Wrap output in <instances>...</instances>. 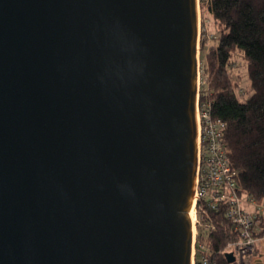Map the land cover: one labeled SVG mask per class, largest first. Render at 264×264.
Wrapping results in <instances>:
<instances>
[{
  "label": "water",
  "instance_id": "obj_1",
  "mask_svg": "<svg viewBox=\"0 0 264 264\" xmlns=\"http://www.w3.org/2000/svg\"><path fill=\"white\" fill-rule=\"evenodd\" d=\"M199 10L0 0V264H192Z\"/></svg>",
  "mask_w": 264,
  "mask_h": 264
},
{
  "label": "trees",
  "instance_id": "obj_2",
  "mask_svg": "<svg viewBox=\"0 0 264 264\" xmlns=\"http://www.w3.org/2000/svg\"><path fill=\"white\" fill-rule=\"evenodd\" d=\"M216 23L217 42L205 56L203 70L208 66L210 85L201 87L200 102H210L215 120L226 123L224 143L238 177V192L243 198L264 202V0H200ZM204 15V14H203ZM206 40L201 39V51ZM202 52V53H203ZM238 57L244 60L253 94L240 101L232 87ZM203 59V60H204ZM201 67V68H202ZM216 228L209 234L207 245L216 264L228 262L226 247L238 239L233 224L223 210L208 209ZM264 237V214L261 215ZM261 254L260 249L256 252Z\"/></svg>",
  "mask_w": 264,
  "mask_h": 264
},
{
  "label": "built area",
  "instance_id": "obj_3",
  "mask_svg": "<svg viewBox=\"0 0 264 264\" xmlns=\"http://www.w3.org/2000/svg\"><path fill=\"white\" fill-rule=\"evenodd\" d=\"M200 75V74H199ZM198 123V166L195 184V216L193 224L192 264H216L207 245L209 234L216 228L208 209L223 210L224 215L233 224L238 239L229 243L226 253H233L236 264H264V249L256 252L262 238L261 215L264 214V202L258 203L253 198L246 199L255 207L254 213L243 207L244 198L238 192L237 180L242 171L234 169L228 158L224 143L226 123L215 120L210 102H197ZM254 259V260H250Z\"/></svg>",
  "mask_w": 264,
  "mask_h": 264
},
{
  "label": "rangeland",
  "instance_id": "obj_4",
  "mask_svg": "<svg viewBox=\"0 0 264 264\" xmlns=\"http://www.w3.org/2000/svg\"><path fill=\"white\" fill-rule=\"evenodd\" d=\"M209 1V0H205ZM200 5V15H199V28H200V37H199V63H200V90L201 87L208 89L210 85V75L208 73V66L206 67V70H203L202 64L204 61L205 63V56L206 53L209 51V49L216 44L218 34L216 32L217 26L215 21L206 13H202L201 10V1L199 0ZM204 14V15H203ZM206 40V48L203 51H201V39ZM203 52V53H202ZM204 59V60H203ZM204 65V64H203ZM202 67V68H201ZM232 87L236 90L240 101H246L252 94L253 89L251 86V82L248 78L247 73V67L246 63L244 62L241 57H238L236 65L234 67L233 72V80H232ZM247 198H244L243 201V207L248 212L254 213L256 211L255 207L250 205ZM257 249H260L262 251L264 249V239L262 238L261 242L258 243ZM254 260V259H250Z\"/></svg>",
  "mask_w": 264,
  "mask_h": 264
},
{
  "label": "bare ground",
  "instance_id": "obj_5",
  "mask_svg": "<svg viewBox=\"0 0 264 264\" xmlns=\"http://www.w3.org/2000/svg\"><path fill=\"white\" fill-rule=\"evenodd\" d=\"M195 205H196V196H194V200L192 202V207H191V210H190V216L193 219H194V216H195Z\"/></svg>",
  "mask_w": 264,
  "mask_h": 264
}]
</instances>
